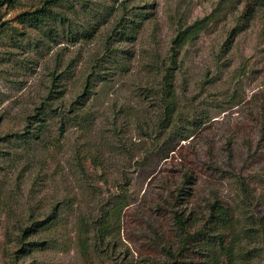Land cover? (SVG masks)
<instances>
[{"label": "rangeland", "instance_id": "374dc122", "mask_svg": "<svg viewBox=\"0 0 264 264\" xmlns=\"http://www.w3.org/2000/svg\"><path fill=\"white\" fill-rule=\"evenodd\" d=\"M22 2L1 11L0 264L166 262L182 246L175 211L201 224L216 198L242 226L264 221V0H65L75 40L20 24L41 0ZM205 16L178 55L167 123L152 89L180 28ZM48 101L59 109L42 140L14 137ZM58 203L60 218L28 238L45 245L17 255L22 226ZM243 246L264 264V241Z\"/></svg>", "mask_w": 264, "mask_h": 264}, {"label": "trees", "instance_id": "16d2710c", "mask_svg": "<svg viewBox=\"0 0 264 264\" xmlns=\"http://www.w3.org/2000/svg\"><path fill=\"white\" fill-rule=\"evenodd\" d=\"M22 3V0H0V41L3 38L4 32L7 33L10 29V26H7L8 20H2V7L7 5L8 8H17L22 5ZM64 3L65 0H41L39 5L19 12L17 14V19L20 24L28 28L40 30L51 40H57L56 38L59 37L61 33L66 32L69 35H73L72 40H75L78 36L72 28L73 19L67 12L58 8ZM210 21L211 17L205 16L193 23L186 24L180 28L173 39L170 64L165 68L160 82V89H156L157 91L152 89L159 97V103L164 111L163 115L167 123L170 121V117L174 116L178 110V101L176 99L177 90L174 85L175 68L179 66L178 55L185 45L193 42L206 30ZM118 25L121 24L119 23ZM122 27V34L130 37L127 25L124 24ZM79 35L88 38L86 33H79ZM55 78L56 76H54V79ZM89 82L90 81H87L85 84L84 94L90 91L88 86ZM50 92H53V90ZM51 95L52 94H50V96ZM48 99L52 100L55 98L49 97ZM80 100L82 99L78 98V101ZM43 108L44 109L37 110L33 115V120L29 121L31 124L30 128L27 130L26 134L28 135L26 137L23 133H16L13 136L25 142L32 138L42 140V133L46 130L45 127H47L46 123H48L50 119L57 117L59 109L53 108L52 102L50 101H48V104ZM59 117H61V114ZM68 120H70V118H68ZM164 125L165 124H163V126ZM241 189L245 190L244 187ZM59 206V203L55 205L45 218H39L40 220L34 218L27 226H22V233L20 236L21 249L18 250L17 255L25 256V254L32 251L35 246L45 245L42 239L28 240V238L36 235L38 236L41 232L48 230V227L53 225L60 218ZM116 207L118 208V204H116ZM193 213L194 212H191L190 215H187L184 211H175L178 226L183 234L182 246L177 251L169 253L168 261L158 264H247L257 257V248L246 247L245 249L243 245L244 241L248 243L257 242L260 239L264 241L263 220L247 216L246 220H250L252 223L249 224L250 226L248 227L242 226L240 218L232 214L229 207L218 198L208 201L207 216L201 224L197 223V215ZM239 225L240 229H238ZM101 227H104L103 223ZM99 234L103 239L106 231L101 228ZM80 244L84 256H89L87 241L80 240ZM189 252H191V254L200 255L202 260L199 262L189 260L191 257V255L189 256L188 254ZM17 258H19V256H17ZM16 261L15 264H21Z\"/></svg>", "mask_w": 264, "mask_h": 264}]
</instances>
